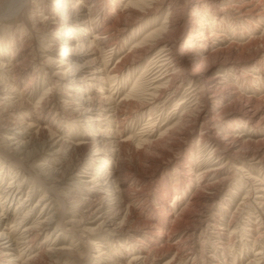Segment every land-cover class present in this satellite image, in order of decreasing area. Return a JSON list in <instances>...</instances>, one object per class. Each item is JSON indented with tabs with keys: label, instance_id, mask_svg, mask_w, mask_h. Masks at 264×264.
I'll return each mask as SVG.
<instances>
[{
	"label": "rangeland",
	"instance_id": "rangeland-1",
	"mask_svg": "<svg viewBox=\"0 0 264 264\" xmlns=\"http://www.w3.org/2000/svg\"><path fill=\"white\" fill-rule=\"evenodd\" d=\"M0 4V83L15 88L0 104V234L14 239L13 256L0 250V264H264V0ZM47 19L58 29L42 28ZM166 39L191 62L177 71L176 85L164 81L163 92H154L163 82L154 44ZM61 55L88 70L102 72L109 63L117 76L57 81L46 62ZM13 56L19 65L29 60V68L7 74L2 65ZM201 63L211 91L188 76ZM94 97L109 111L88 119L71 105ZM41 116L62 149L45 145L48 135H35L38 128L11 137L9 122ZM80 143L91 150L74 149ZM93 200L110 202L105 217L118 224L131 211L124 229L103 228L101 213L87 212ZM20 218L35 230L31 245L18 240L23 229L12 228ZM58 248L65 252L51 254Z\"/></svg>",
	"mask_w": 264,
	"mask_h": 264
},
{
	"label": "bare ground",
	"instance_id": "bare-ground-1",
	"mask_svg": "<svg viewBox=\"0 0 264 264\" xmlns=\"http://www.w3.org/2000/svg\"><path fill=\"white\" fill-rule=\"evenodd\" d=\"M18 1V0H17ZM20 1V0H19ZM87 1H89V0H87ZM23 2V1H22ZM28 2V1H27ZM181 2V1H180ZM203 2V1H202ZM205 2V1H204ZM254 2V1H253ZM263 2V1H262ZM25 3V2H24ZM178 3V2H177ZM140 4V3H139ZM139 4H136V3H134V6H137L138 7V5ZM142 4V3H141ZM202 4V3H201ZM259 4V3H258ZM257 4V5H258ZM21 5V4H20ZM27 5V4H26ZM81 5V4H80ZM79 5V6H80ZM84 5V7H85V4H83ZM83 5L81 6V7H83ZM95 5V4H94ZM93 5V6H94ZM204 5V4H203ZM24 6H25V4H24ZM253 6V5H252ZM262 6V5H261ZM264 6V5H263ZM79 9H80V7H78ZM221 11V10H220ZM41 17V16H40ZM39 18V17H38ZM37 18V19H38ZM50 18V17H49ZM48 20V22H43L42 23V28H46L47 30H51V29H53V30H57L58 29V27H57V25L56 24H52V22H51V19H47ZM169 20V19H168ZM167 20V21H168ZM166 21V22H167ZM95 22V21H94ZM169 23H170V21H169ZM172 23V22H171ZM175 23V22H174ZM173 23V24H174ZM37 25V24H36ZM40 25V24H39ZM38 25V26H39ZM175 25V24H174ZM177 26V25H176ZM201 26V25H200ZM172 27V26H171ZM111 28V27H110ZM167 28V27H166ZM173 30V29H172ZM177 30V29H176ZM170 32V31H169ZM179 33V32H178ZM106 35H108V31H107V29L106 30H103V31H98L97 32V34L93 37V41H92V43L93 44H96V45H98V44H100L104 39H105V37H106ZM113 36V35H112ZM108 37H110V36H108ZM108 37H107V39H108ZM114 37V36H113ZM205 37V36H204ZM152 38V37H151ZM151 38L149 39V40H151ZM110 39H112V38H110ZM70 41L72 40V38L71 39H69ZM204 40H206L205 38H204ZM25 44V43H24ZM92 44V45H93ZM144 45V44H143ZM155 46H159V48H160V54L157 56V58H156V73H155V75H157V77L156 78H160V77H162L160 80L161 81H163L162 83H160V85L161 86H154L155 88H154V92H163V90L165 89V88H163V86H162V84H164L165 82L164 81H167L168 83H170V84H172V85H176L175 84V82H176V80H177V76L179 77V76H181L177 71L181 68V67H184V66H186L189 62H191V59H187V56L185 55V54H183V52H179V50H178V48H180V46L179 45H177L176 47L174 46V44H172V43H170L167 39L166 40H163V41H161V42H157V44H154ZM153 45V46H154ZM24 46V45H23ZM51 46V45H50ZM94 46V45H93ZM52 47V46H51ZM28 48V47H27ZM152 48V47H151ZM21 49V48H20ZM23 49V48H22ZM26 49V48H25ZM24 50V49H23ZM142 50V49H141ZM141 50H139L138 52H137V54H136V56L134 57V58H139L140 56H141V53H142V51ZM176 50H178L177 51V53H176ZM181 50V49H180ZM108 51V50H107ZM15 52V51H14ZM106 52V51H105ZM109 52V51H108ZM136 52V51H135ZM25 52L23 51V54H24ZM93 53V52H92ZM144 53V52H143ZM21 54V53H20ZM19 54V55H20ZM66 54H68L67 52L66 53H64V55H66ZM112 54V53H111ZM187 54V53H186ZM189 54V53H188ZM29 55V54H28ZM110 55V54H109ZM157 55V54H156ZM106 56V55H105ZM31 57V56H30ZM188 57H190V56H188ZM16 57L15 56H13V58L11 57V59H9V60H6V62L7 63H5V64H1L2 65V68L5 70V72L8 74V73H12L13 71H14V74H16V71L17 70H21V71H25L26 69H28L29 67H28V62H29V60L28 59H26V61L28 60V62H24V63H22L21 65H19V64H16V59H15ZM32 58V57H31ZM109 60V59H108ZM104 61V60H103ZM105 61H107V59L105 60ZM104 61V62H105ZM46 62V61H45ZM3 63V62H2ZM47 64H49L50 63V68L51 69H49L50 70V73H53V78H55L57 81H60V80H66V81H69L72 85H80L82 82H84L85 80H89V81H101L102 80V78L100 79V77H99V75L101 74V73H103V72H108V76H117V74H116V70H115V68H113V69H111V67L109 66L110 64L109 63H106V64H103L104 65V70L101 72L100 70L99 71H95V70H88L89 68H88V64L86 65V63H82V64H78V63H76V62H74V61H72L71 59H70V57L68 58H65L64 56H62L61 55V57H57V58H53V59H48V62H46ZM118 63V62H117ZM154 64V63H153ZM204 63H201L200 65H198V67L194 70V71H192L191 73H189L188 74V76H189V78H191V80L192 81H198V82H200V84H201V86H203L204 88H205V90L204 91H211V89H212V85H213V82H212V79H210V78H208V76L206 77V76H204V75H200L204 70V68H205V66H203L204 68L201 70V67H202V65H203ZM72 66V67H71ZM119 66V65H118ZM1 67V66H0ZM66 67H68L69 69H70V67H71V69L70 70H66ZM117 67V66H116ZM154 67V66H153ZM119 68V67H118ZM121 68V67H120ZM165 69V70H164ZM16 70V71H15ZM153 71V70H152ZM164 71V72H163ZM180 72V71H179ZM179 75H178V74ZM1 74V73H0ZM13 74V76L15 77L16 75H14ZM83 74H85V75H83ZM12 75V74H11ZM107 76V77H108ZM152 76H154V75H152ZM112 77V78H113ZM7 78V77H6ZM180 79V78H179ZM216 79V78H215ZM4 80V79H3ZM106 80V79H105ZM153 81V80H152ZM178 81V80H177ZM106 82V81H105ZM8 82H6V84H7ZM152 83V82H151ZM157 83V82H156ZM3 81H2V83H0V104H2V106H4L5 105V103H3V100L4 99H6V98H8V97H10V95H12L11 93L12 92H14L13 90L15 89V88H13V86H12V88L10 87V86H4V85H6ZM16 84V83H15ZM20 84V83H19ZM183 84V83H182ZM56 85V84H55ZM58 85V84H57ZM152 85H153V83H152ZM29 86H30V84H29ZM171 86V85H170ZM169 86V87H170ZM76 88V87H75ZM172 88V87H171ZM194 88V87H193ZM203 88V89H204ZM28 89V88H27ZM152 89V88H151ZM170 89V88H169ZM175 89V88H174ZM191 89V88H190ZM26 90V89H25ZM166 90H168V88L166 89ZM216 90V89H215ZM150 91V90H149ZM191 91V90H190ZM6 92V96L5 97H3V93H5ZM193 92V91H192ZM197 92V91H196ZM99 93H102V91H99ZM199 93V92H198ZM197 93V94H198ZM215 93H217L218 94V92H215ZM214 93V94H215ZM220 93V92H219ZM26 94V93H25ZM53 94V93H52ZM103 94V93H102ZM148 94H150V93H148ZM163 94V93H162ZM24 94H21L20 96L22 97ZM51 95V94H50ZM60 95V94H59ZM78 95V94H77ZM146 95V94H145ZM154 95V94H153ZM193 95V94H192ZM210 95V94H209ZM19 96V97H20ZM49 96V95H48ZM100 96V95H99ZM151 96V95H150ZM154 96H156V95H154ZM214 96V95H213ZM20 97V98H21ZM69 97H71L70 95H69ZM74 97V96H73ZM158 97V96H157ZM156 97V98H157ZM50 98V97H49ZM48 98V99H49ZM98 98V97H97ZM151 98H153V96L151 97ZM155 98V97H154ZM210 99H211V97H209ZM17 99V98H16ZM72 99V98H71ZM197 99H198V97H197ZM196 99V100H197ZM21 100V99H20ZM44 100V99H43ZM50 100V99H49ZM48 100V101H49ZM104 100V99H103ZM103 100H99V99H96L95 97L94 98H92V99H85V100H82V99H73V101L72 102H77V101H79V103L78 104H72L71 103V105L73 106V108H75V109H77L78 110V114L81 116L82 115V117H84V118H88V119H93V115L98 111V113H104V112H106V111H109V109H108V107H110V106H108L107 107V105H108V103L107 102H105V101H103ZM107 100V99H106ZM156 100V99H155ZM199 100V99H198ZM202 100V99H201ZM22 101H23V99H22ZM66 101V100H65ZM148 101V100H147ZM19 102V101H18ZM17 102V103H18ZM25 102V101H24ZM24 102H21L20 103V105L21 104H24ZM45 102V101H44ZM50 102V101H49ZM109 102V101H108ZM155 102V101H154ZM16 103V104H17ZM66 103V102H65ZM64 103V104H65ZM96 103H97V105H99L98 106V108L97 109H95V106H96ZM150 103V102H149ZM148 102H147V104H149ZM15 104V106H12V107H17L18 105H16ZM39 105H40V103H38ZM48 103H46V104H44L43 105V109L46 107V105H47ZM154 104V103H153ZM199 104V103H198ZM10 105V104H9ZM70 105V104H69ZM109 105H111V104H109ZM114 105V104H113ZM112 105V106H113ZM150 105H151V103H150ZM202 105V104H201ZM204 105V104H203ZM6 106V105H5ZM11 106V105H10ZM9 106V107H10ZM23 106V105H22ZM179 106H182V103H180L179 104ZM31 107V106H30ZM71 108V107H70ZM198 108V107H197ZM201 108V107H200ZM204 108V107H203ZM214 108V107H213ZM26 110V109H25ZM34 110V109H33ZM36 110V109H35ZM34 110V111H35ZM97 110V111H96ZM179 110V109H178ZM200 110V109H199ZM214 110V109H213ZM30 111H31V109H30ZM33 111V112H34ZM43 111V110H42ZM207 111V110H206ZM44 112V111H43ZM42 112V113H43ZM75 112V111H74ZM119 112H121V111H119ZM197 112H198V110H197ZM255 112L256 111H253L250 107H248V108H246L245 109V113L246 114H249V116H251V117H256L255 115ZM8 113V112H7ZM29 113V112H28ZM39 113V112H38ZM125 113V112H124ZM130 113V112H129ZM201 112L199 111V113H198V118H197V120L199 119V118H202V116H201V114H200ZM207 113V112H206ZM36 115H37V113H35ZM46 114V113H45ZM105 114V113H104ZM120 114H122V113H120ZM215 114V113H214ZM26 115V114H25ZM8 116H10V115H8ZM14 116V115H13ZM207 116V115H206ZM20 117V116H19ZM25 117V116H24ZM102 117V116H101ZM105 117H106V115H105ZM119 117V116H118ZM130 117V116H129ZM197 117V116H196ZM214 117V116H213ZM10 118V117H9ZM16 118V117H15ZM107 118V117H106ZM204 118V117H203ZM218 118H220V115L218 116V117H215L214 119H213V122H216L217 121V119ZM40 119V120H39ZM38 119V121H32L31 122V124H27V123H19V122H9V124L10 125H12L13 127H12V131L14 132V133H12L11 134V137H14V138H16L19 134L21 135L22 134V136H24V135H26V136H29V135H31L32 136V134H33V131H34V129H36V128H38V131L37 132H35L34 134L35 135H37V136H40V135H42L44 138H45V136H47L48 135V141H46L45 142V145H47L48 147H55V146H60V149H62V147L64 146V141L61 139V140H57V134L55 135L54 133H53V131H51L47 126H45L46 125V120L45 119H43V117L41 116V118H39ZM101 119V118H100ZM118 119V118H117ZM114 120V119H113ZM116 120V119H115ZM124 120V119H123ZM196 120V119H195ZM196 120V121H197ZM206 120V119H205ZM186 122H187V120H186ZM35 123H37V126H36V124ZM118 123H119V120H118ZM8 124V125H9ZM27 124V127H25L24 128V130H21V129H23V126L24 125H26ZM7 125V126H8ZM215 125V124H214ZM209 129V128H208ZM213 129V128H212ZM15 131H18V133L16 132L15 133ZM22 131V132H21ZM60 133V132H59ZM8 135V134H7ZM10 135V134H9ZM34 135V136H35ZM60 137V136H59ZM62 138H64V137H62ZM229 139V138H228ZM223 141H224V139H223ZM228 141V140H227ZM236 141V140H235ZM66 142V141H65ZM51 143V144H50ZM80 144H82V143H80ZM114 144V143H113ZM232 144H233V142H232ZM25 145V144H24ZM66 145V144H65ZM115 145V144H114ZM237 145V144H236ZM46 146V147H47ZM232 147V146H231ZM236 147V146H235ZM74 149H76V150H91V144H89V143H84V144H82L81 146H79V147H74ZM217 149H218V147H217ZM216 149V150H217ZM230 150V149H229ZM92 154H93V151H92ZM95 154H97V152H95ZM94 154V155H95ZM99 154H97V155H95V156H98ZM93 158V157H92ZM91 158V159H92ZM252 158V157H251ZM94 159V158H93ZM99 159V158H98ZM219 159V158H218ZM261 159H263L262 157H261ZM17 160V159H16ZM15 160V161H16ZM14 162V161H13ZM19 162V161H18ZM209 173V172H208ZM118 175L116 174V172L115 173H112L111 175H109L108 176V178H107V181H110V183H112V184H115L116 183V177H117ZM118 179V178H117ZM91 182V181H90ZM97 182V181H96ZM120 182V181H119ZM118 182V183H119ZM15 183V182H14ZM89 183V182H88ZM12 184V183H11ZM90 184H92V182L90 183ZM89 185V184H88ZM111 185V184H110ZM119 185V184H118ZM117 185V186H118ZM99 185H97L96 187H93V188H97ZM18 187V186H17ZM114 187H116V186H114ZM117 188V187H116ZM122 188V187H121ZM9 189V188H8ZM17 190V189H16ZM102 190V189H101ZM6 191V190H5ZM98 191H100V190H98ZM106 191V190H105ZM125 192V191H124ZM11 193V192H10ZM98 193V192H97ZM121 193V192H120ZM2 194H4V193H0V197H1V195ZM17 194V193H16ZM19 194V193H18ZM102 194V193H101ZM5 198H6V196H5ZM105 198H107V197H105ZM104 198V199H105ZM205 198V197H204ZM263 198V197H262ZM3 199V198H2ZM12 199V198H11ZM10 200V199H9ZM44 201H45V199H44ZM88 202V201H87ZM41 203V202H40ZM38 206V205H37ZM111 204H110V202H105L104 200H96V201H94L93 200V202H91L90 204L88 203V213H91V214H95V213H97V212H100L101 214H100V217H99V220L100 219H103V222L101 223V226L103 227V228H106V229H112L115 233H116V231L115 230H122V229H124V225H125V223L127 222V220L130 218V214H132L131 213V211H129L128 212V214H127V216H126V218L122 221V223H120V224H118V223H116V220L114 219V218H108V217H105V216H107L106 214H108V210L111 208ZM46 207V206H45ZM127 213V212H126ZM5 214V213H4ZM28 215V214H27ZM88 215V214H87ZM137 215V214H136ZM5 216V215H4ZM109 217H111V216H109ZM52 219V218H51ZM140 219V218H139ZM45 220V219H44ZM50 221V220H49ZM62 222V221H61ZM65 222V221H64ZM23 223H24V220H23V218H20V220L18 221V223H17V225H15L14 227H12V228H18V226L21 228V229H23L21 232V234H20V236H19V241L20 240H24V242H25V240L26 239H29V242H30V245L31 244H33L34 242H35V240H36V238H35V230L34 229H31V228H29V227H25V226H21V225H23ZM39 223V222H38ZM49 222H47V224H48ZM66 223V222H65ZM64 224V223H63ZM73 225V224H72ZM153 225V224H152ZM49 226V225H48ZM74 226V225H73ZM126 226V225H125ZM39 227V226H38ZM133 227V226H132ZM191 228V227H190ZM19 229V228H18ZM40 229V228H39ZM43 229H45L44 227H43ZM47 229H48V227H47ZM37 230V229H36ZM16 231V230H15ZM19 231V230H18ZM40 231V230H39ZM43 231V230H42ZM67 231V230H66ZM76 231V230H75ZM37 232H38V230H37ZM84 232V231H83ZM120 232V231H119ZM35 233V234H34ZM14 234V233H13ZM19 234V233H18ZM37 234H39V233H37ZM160 234V233H159ZM15 236V235H14ZM39 236V235H38ZM149 238V237H148ZM27 241V240H26ZM27 243V242H26ZM179 243V242H178ZM19 244V243H18ZM22 244H23V242H22ZM183 244V243H182ZM181 244V245H182ZM186 244V243H185ZM13 246H14V239L13 238H11L8 234H5V233H3V234H0V250H1V252H4V251H8V253H10L9 254V256H13V251H14V249H12L13 248ZM17 246V245H16ZM25 246V245H24ZM55 246V245H54ZM18 247V246H17ZM22 247V246H21ZM57 247V246H56ZM19 248H20V246H19ZM35 248V247H34ZM62 248V247H61ZM16 249V248H15ZM24 249V248H23ZM43 249H45V248H43ZM30 250V249H29ZM37 250V249H36ZM21 251V250H20ZM23 251V250H22ZM51 251V250H50ZM50 251H47L48 253L50 252ZM151 251V250H150ZM19 252V251H18ZM29 252V251H28ZM36 252V251H35ZM54 252V254H61V252H63V250H59V248H58V251H52L51 252V254ZM65 252V251H64ZM63 252V253H64ZM30 253V252H29ZM44 253V251L40 254L41 255V257H42V254ZM45 253H46V251H45ZM4 254V253H3ZM7 254V253H6ZM27 254V253H26ZM53 254V255H54ZM67 254V253H66ZM45 255V254H44ZM48 255V254H47ZM46 255V256H47ZM62 255V254H61ZM8 256V255H7ZM29 256V255H28ZM36 258L38 257L37 255L35 256ZM34 257V258H35ZM40 257V256H39ZM38 257V258H39ZM48 257V256H47ZM52 257V256H51ZM51 257H49V258H51ZM54 257V256H53ZM59 257V256H58ZM57 257V258H58ZM43 258V257H42ZM45 258V257H44ZM177 259V258H176ZM34 260V259H33ZM138 258L137 259H134V263L133 264H138ZM40 261V260H39ZM31 262V261H30ZM35 262V261H34ZM145 262H147L146 261V259H145ZM26 263H27V261H26ZM32 263V262H31ZM36 264L38 263V262H35ZM143 263V262H142ZM25 264V263H24ZM130 264V263H129ZM147 264V263H146ZM166 264V263H165ZM167 264H173V261H171V262H168Z\"/></svg>",
	"mask_w": 264,
	"mask_h": 264
},
{
	"label": "clouds",
	"instance_id": "clouds-1",
	"mask_svg": "<svg viewBox=\"0 0 264 264\" xmlns=\"http://www.w3.org/2000/svg\"><path fill=\"white\" fill-rule=\"evenodd\" d=\"M0 7H3V5H2V4H0Z\"/></svg>",
	"mask_w": 264,
	"mask_h": 264
}]
</instances>
